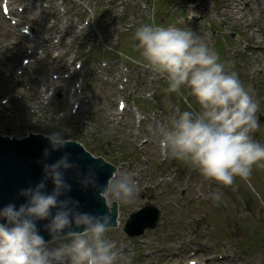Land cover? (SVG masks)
I'll return each instance as SVG.
<instances>
[{
    "label": "rangeland",
    "instance_id": "1",
    "mask_svg": "<svg viewBox=\"0 0 264 264\" xmlns=\"http://www.w3.org/2000/svg\"><path fill=\"white\" fill-rule=\"evenodd\" d=\"M2 1L0 131H62L120 171L136 173L137 203L118 204L120 224L108 233L120 253L118 264H264V169L254 167L251 177L258 199L239 178L225 187L163 154L158 130L177 109L187 110V103L164 91L168 85L161 75L132 61L124 74L121 60L117 67L109 60V47L140 60L133 37L147 24L141 0H5L9 18ZM95 1L101 9L94 10ZM150 3L158 24L191 28L225 71H236L245 87L254 89L258 115H264V0ZM121 6L118 21L114 16ZM121 99L126 101L122 110L117 108ZM188 102L198 108L194 98ZM255 138L264 142V122ZM217 192L219 202L213 199ZM146 204L160 210L156 226L137 238L125 236V220ZM60 243L47 247L54 250Z\"/></svg>",
    "mask_w": 264,
    "mask_h": 264
},
{
    "label": "clouds",
    "instance_id": "2",
    "mask_svg": "<svg viewBox=\"0 0 264 264\" xmlns=\"http://www.w3.org/2000/svg\"><path fill=\"white\" fill-rule=\"evenodd\" d=\"M133 39L140 56L137 62L166 79V93L182 96L187 103V110L177 109L167 126L158 130L162 153L225 187H232L239 178L259 199L251 177L254 167L264 169V142L255 138L260 105L254 89L245 87L236 71H225L218 55L191 28L141 24ZM189 97L198 108L188 102ZM44 138L50 144L43 150L45 158L75 142L62 131ZM69 156L65 152L54 163H43L41 180L19 190L18 196L26 198L19 207L9 203L0 208V219L6 221L0 223V264H118L120 253L108 236L111 213L114 202L136 205L140 190L136 173L117 169L106 185L98 186L93 170L97 166L90 165L81 184L98 189L107 211L82 212L79 201L60 199L71 191L65 171L78 167ZM91 157L102 160L99 167L109 164L103 157ZM49 180L54 185L51 192L46 190ZM213 199L219 202L222 193H213ZM43 220L49 221L43 227L52 240L62 242L54 250L39 234L37 222Z\"/></svg>",
    "mask_w": 264,
    "mask_h": 264
},
{
    "label": "water",
    "instance_id": "3",
    "mask_svg": "<svg viewBox=\"0 0 264 264\" xmlns=\"http://www.w3.org/2000/svg\"><path fill=\"white\" fill-rule=\"evenodd\" d=\"M264 120V118H262ZM50 148L49 141L42 135H29L22 140H9L0 137V208L9 203L16 204L17 207L26 201L25 197L18 196L21 188L35 186L43 177V163H54L65 152L70 153L69 161L78 165L73 169L65 171V179L71 185V191L61 196L60 199L71 197L79 201V211L93 214H102L107 211L104 202L98 197V189L92 186L83 187L81 180L89 173V166L94 167L98 186L106 185L107 180L116 168L110 163H104L99 167L102 160H95L78 143H70L64 149L53 151L47 158L43 155V150ZM46 190L51 192L54 185L51 180L46 182ZM55 210H53L54 214ZM111 228L116 226L117 206L114 202L111 213ZM158 219V211L153 206H147L144 209L130 215L125 225V232L129 236H136L143 233L144 228L155 227ZM6 221L0 219V223ZM48 220L38 221L37 228L39 234L45 241L52 240L51 235L44 229L43 225ZM80 231V229H73ZM68 230H65L67 232Z\"/></svg>",
    "mask_w": 264,
    "mask_h": 264
},
{
    "label": "bare ground",
    "instance_id": "4",
    "mask_svg": "<svg viewBox=\"0 0 264 264\" xmlns=\"http://www.w3.org/2000/svg\"><path fill=\"white\" fill-rule=\"evenodd\" d=\"M238 1V0H237ZM232 3V2H231ZM240 3V2H239ZM250 5V4H249ZM232 7V6H231ZM246 8V7H245ZM250 9V8H249ZM244 10V9H243ZM119 218V217H118Z\"/></svg>",
    "mask_w": 264,
    "mask_h": 264
}]
</instances>
